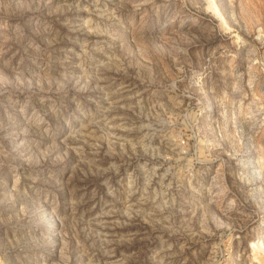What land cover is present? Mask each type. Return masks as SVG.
<instances>
[{
    "label": "rangeland",
    "instance_id": "obj_1",
    "mask_svg": "<svg viewBox=\"0 0 264 264\" xmlns=\"http://www.w3.org/2000/svg\"><path fill=\"white\" fill-rule=\"evenodd\" d=\"M0 264H264V0H0Z\"/></svg>",
    "mask_w": 264,
    "mask_h": 264
}]
</instances>
